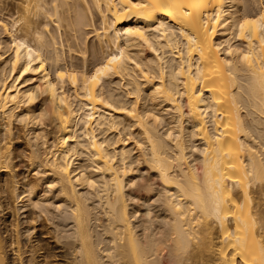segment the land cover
Here are the masks:
<instances>
[{
  "label": "bare ground",
  "instance_id": "1",
  "mask_svg": "<svg viewBox=\"0 0 264 264\" xmlns=\"http://www.w3.org/2000/svg\"><path fill=\"white\" fill-rule=\"evenodd\" d=\"M54 1L48 15L60 24L59 8L71 3ZM70 1L83 9L90 2L102 20L95 36L107 51L91 70L63 66L55 43L19 37L20 20L0 19L12 40L8 72L0 42V117L39 124L29 167L43 168L46 185L59 190L55 207L37 181L9 187L17 156L0 130V264L61 263L65 250L70 264H264V214L255 210L264 201V0ZM80 13L76 28L86 23ZM112 79L129 101L105 90ZM45 122L56 131L50 145ZM140 158L162 187L155 207L162 214L145 196L150 185L128 179ZM14 193L41 216L63 219L61 231L71 221L73 241L61 239L65 229L56 245L44 242L43 231L24 244Z\"/></svg>",
  "mask_w": 264,
  "mask_h": 264
},
{
  "label": "rangeland",
  "instance_id": "2",
  "mask_svg": "<svg viewBox=\"0 0 264 264\" xmlns=\"http://www.w3.org/2000/svg\"><path fill=\"white\" fill-rule=\"evenodd\" d=\"M69 2L71 3L70 5L59 8L60 16L63 19L60 24H57L56 22H54L53 21L54 18L49 17V15H48V12H52L53 6L56 4V2L54 0H44V1H40V0H0V19L5 20V21L9 22L10 24H12L14 21L20 20V22L14 28L16 35L19 37H26L28 40H33V37L35 35L40 34L43 36L44 41H47V42L51 41L50 43H52V42L55 43L57 53L61 59V64L63 66H67L69 68H71L72 66H75V67H78L82 70H91L92 69L91 65L93 64V62L94 61L96 62V60L101 58V51H105V52L107 51L106 44L105 43H99L96 36H95V34H96L95 30L99 31L102 28V20H101L100 16L97 14V12L93 10L92 5L90 6V2L88 4L89 7L87 6L85 9H83V7L81 5L78 6L79 3L77 4L75 1L69 0ZM72 2H74V3H72ZM75 3H76V6H78L76 8L74 6H72ZM90 8H92V9H90ZM79 13L80 14L85 13L87 17H86V20L84 21V22H86L85 23L86 25L83 24V26L77 27L78 28L77 29L76 25H75V17ZM0 42L3 43V47H5V49H4V50H6L5 57L7 60L6 64H4L5 66H4V68H2V70L5 69L4 71L8 72L10 70L12 40L9 37L1 34V32H0ZM145 54H147V53L145 52ZM66 90L70 94L73 92L71 86H69L68 84L66 85ZM105 90L111 91L116 97H118L120 99L123 98V100L126 99L127 101H129V99L125 93V91L127 89L125 87H123V85H121V84L119 85L117 80L112 79L107 84H105ZM13 118L14 119H11V121H9L5 117H0V130H2V133H1L2 139L4 140V142H10L11 143V149L13 150V155L17 156V158L11 164V166L13 164L14 165L16 164L17 168L15 169L12 167L7 173L8 179L10 181L9 187L11 189L16 190L17 180L20 181L21 185H25L28 182H32V181H37L38 183H40L42 185L43 190L45 189L46 193H48L51 198L53 197L52 198L53 200L51 199V203L49 205L55 206V205H57L56 202H58L57 196H59L58 195L59 190L57 188L49 189L48 185H46L47 181H49L48 173H45L44 172L45 170H43V168L40 169V168H37L36 166L33 167V165H32V168L29 167V165H31V163L29 162L28 156L30 155V153L33 150H35L37 148L36 145H38V142H39L35 138L34 131H36V129L38 127L40 128V126H38V127L36 126L38 123L36 125L25 124V122H23V119L19 118L18 116H17V119L15 116ZM45 124H46L45 130L47 131L46 132L47 133L46 142H48V144L50 145L55 140L56 131H55L54 125H47V122H45ZM39 128L37 129V131L39 130ZM159 128L161 129L160 132L163 133L167 127L165 126L164 123H162V125ZM9 130H10V133H8ZM128 131H126L127 137H128V134H127ZM130 132H131L130 135L133 132V135L135 137L133 142H135V140H137V139L139 140L138 135H137L135 130H130ZM115 135H116V133L114 134L112 132L109 136H110V138H114ZM133 135L131 136L132 139L134 138ZM124 137H126V136L123 135V138ZM120 138H122V136ZM253 138H256V137L254 136ZM126 139L129 140V137ZM130 140H131V138H130ZM133 142H131V144L135 146V144H133ZM39 144H41V143H39ZM118 144L121 145V143H118ZM128 144H129V148H130L132 145L130 143H128ZM32 145H34V146L32 147ZM134 146H132L133 152L136 150V147H134ZM135 152H134L135 153L134 154L135 155L134 160L138 161V159L136 160V158H137V154H139V152H138V150ZM141 158H140V160H141L140 162L133 163L134 166H132V169L134 167L133 170H135V171H134V173L132 172L133 174L130 173V175H129L130 177H128V179L136 181L138 184L150 185L151 189L153 190L152 192H150V194L145 192V194H146L145 195L144 192L141 191L139 195L140 196L145 195L146 197L150 198L151 199L150 203L152 204L151 206H153V204H154V207H152V208L156 210V208L158 209V205L160 204V202L158 201L159 202L158 203L157 200L160 199L159 198V196H160L159 192L162 191V187L159 183V180H158L156 174L153 171L149 170V167H146L145 162H143V159H141ZM85 161H86V156H85V154H82L80 156V162H81L80 165L85 166V164H87ZM16 175H20V176L17 177ZM130 178H132V179H130ZM128 179H127V182L129 181ZM42 187H41V189H42ZM138 190H139L138 187L136 189L135 188L133 189V188H130L128 186L126 189V192H130V191L138 192ZM79 192L81 193V195L83 194L85 197H88V198L91 197L92 194H95L94 191L92 193V190H89V189H83V190L81 189V190H79ZM96 194H97V192H96ZM16 195H17L16 193L11 195L10 203L12 205L10 204V206L14 207L13 209H16V213H14L15 212V210H14L13 215L17 216V217H14V218L18 219L17 220L18 222L19 221L21 222L20 229H22V233L24 234L21 239H22L24 244L29 243L30 239L34 236L35 232H37V231H39V232L43 231L44 234L42 232L41 233H42V236L44 235L43 238H44V242L45 241L47 242L46 244L51 243L50 245H52V243H53V245H56L57 239H58L57 237H61L62 234H64L65 236H67L69 238L62 236L61 239L66 238L65 239L66 241H67V239H69L70 242L73 241L72 236L70 237V235H73V231H72L73 230V224L71 223V221H68L69 223L67 222L69 224L68 227L66 226L67 228L65 227V225H67V223H65L64 230L65 229H67V230L65 231V233L61 234V232L64 231V230L61 231V229H60V226L61 225L63 226V224H62L63 219L58 220V219L53 218L52 215L49 216V215L45 214L46 216L51 217L52 221H51V223H50V221L48 223L49 217H47L48 220L44 222L43 219H45L46 216L45 215L41 216V209L40 208H33V207L26 206V205H28L27 202H25L26 199L23 198V196H21L20 199H18ZM149 195H150V197H149ZM93 196L96 197V195H93ZM93 196L91 199L89 198L91 202L94 201V200L92 201V199L96 200V198H94ZM22 201L25 203L23 204ZM258 201H259V199H258ZM91 202H88V203H91ZM94 203L97 206L99 204L98 201L97 202L95 201ZM94 203H91L90 206L92 207ZM135 204H137V203L135 202ZM160 205H159V207H160ZM131 206H133V205H131ZM55 207H57V206H55ZM55 207L52 208V209H54V211H55ZM52 209H49V210H51L53 214L56 213V215L58 216L59 213L56 211L54 212ZM97 209H98V211H97ZM97 209H96V211L99 212V207ZM141 209H145L144 206H142ZM56 210H57V208H56ZM255 210L264 214V201L263 200L259 201V203L256 205ZM156 211H158L160 214H162L160 210H156ZM5 213L6 212L0 213V217L5 215ZM94 214H93V216H94ZM26 216H28V217L31 216L30 218L34 217V220H35L34 225H36V231L33 232V231L29 230L28 223L26 220V218H27ZM95 216H96V214H95ZM102 217L104 218V220H103V222H104L106 217L101 215V218ZM136 218L141 220L139 218V216H137ZM11 219H13V218H11ZM139 220L137 221L138 225L140 222ZM93 222H94V224L96 223L95 225L93 224V229L96 226L95 230H96V233L98 234L95 236H99V237H95V239H100L101 236H102L101 239L104 238V236L102 235L103 231H102V229L100 230L101 227L100 228L97 227L98 222L95 220ZM105 223H106V221H105ZM134 223H136V219L134 220ZM58 226H59V228H58ZM43 227H46V228L43 229ZM61 228H63V227H61ZM46 231L50 232V234L49 233L45 234ZM94 233H95V231H94ZM63 240H62V242H64ZM55 241H56V243H55ZM61 243H59V245ZM53 247H56V246H53ZM57 247H56L57 249H55V253L61 254V252L64 249H60L61 248L60 246H57ZM67 251H69V250H65L67 259L66 260L62 259L61 263L59 262V263H55V264H70V261L73 259V255L70 253L71 251H69V252H67Z\"/></svg>",
  "mask_w": 264,
  "mask_h": 264
}]
</instances>
